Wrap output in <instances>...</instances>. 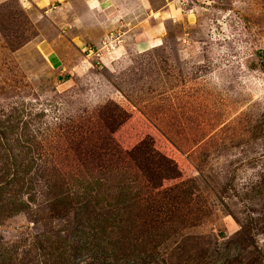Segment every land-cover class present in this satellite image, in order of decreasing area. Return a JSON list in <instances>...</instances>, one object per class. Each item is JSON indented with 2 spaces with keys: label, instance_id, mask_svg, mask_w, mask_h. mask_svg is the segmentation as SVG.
I'll use <instances>...</instances> for the list:
<instances>
[{
  "label": "rangeland",
  "instance_id": "obj_1",
  "mask_svg": "<svg viewBox=\"0 0 264 264\" xmlns=\"http://www.w3.org/2000/svg\"><path fill=\"white\" fill-rule=\"evenodd\" d=\"M20 1L0 0V158L34 200L0 193V264L54 235L85 264L100 214L123 254L264 264V0Z\"/></svg>",
  "mask_w": 264,
  "mask_h": 264
},
{
  "label": "trees",
  "instance_id": "obj_2",
  "mask_svg": "<svg viewBox=\"0 0 264 264\" xmlns=\"http://www.w3.org/2000/svg\"><path fill=\"white\" fill-rule=\"evenodd\" d=\"M264 55V54H263ZM259 69L264 76V60H261L259 62ZM13 121V120H10ZM9 122V121H6ZM0 136H4L3 133L0 134ZM12 145V144H11ZM11 145L7 146V144L1 145L2 148H4L3 152L5 153L4 157L0 158V193L3 190L11 192V195L8 196V200L6 204V211H8L9 206L11 204L16 205L18 208H11L13 213L21 212L23 209H25L30 202L34 200V198H30L24 204L23 202H17V197L20 196L22 191H30L34 186L31 187L30 180H28V171L30 169L29 163H25L22 159L23 157L17 156L18 158H15L14 156H11L9 153L11 152ZM43 189H49L51 186L48 184H45V181H43L42 185ZM89 189L92 190L91 186H88ZM81 191V190H80ZM41 195V194H36ZM74 195L77 197V199L84 195V190L82 192H75ZM16 198V199H15ZM19 203V204H17ZM26 201V200H25ZM78 203V202H77ZM54 209L60 208V209H68L67 207H70V203L65 199H57L55 198L53 200ZM66 206V208H63ZM15 207V206H14ZM108 207H111L110 205ZM83 209L85 213L87 212V208L83 206ZM102 216V225L96 226V225H88V230L90 232L89 238L93 240L92 249L89 250V252H86L84 254L83 258L85 259V264H112L111 262H115L114 264H158L157 261L154 259V257L151 256V254L145 253L143 250H139L136 248H132V251L136 252L135 255L133 254H123L121 250L117 247H115V250L110 247V239L106 240L103 239V234L105 231L107 233H111L110 230H107L106 227L111 228L112 230H119L120 224L118 221H110V224L106 226L107 224V218L104 217V215L100 214ZM76 218V216H75ZM79 220V219H78ZM77 220V221H78ZM99 223V222H98ZM93 231V232H92ZM100 234V235H99ZM44 231L40 233H36L32 238H30V241H33L32 244V251L40 248L41 244H47V241L45 240L46 237ZM56 240L48 242L47 246H44L45 255L42 258V261L39 262L37 260V257L31 258V263L29 264H78L76 260L73 258L74 254L76 255L81 249L85 248L84 242L82 245L79 246H70L69 247V253H66L64 250V245L59 246L57 242H61V244H66L67 240H69L68 237H59L58 235H54ZM44 238V239H43ZM105 241V246L102 245V242ZM107 245V246H106ZM30 249V255L32 254ZM72 251V252H71ZM71 252V253H70ZM35 255V254H34ZM132 256V257H129ZM86 257V258H85ZM129 257V258H128ZM70 260V261H69ZM164 262L161 261L160 264ZM5 263V261L2 262V264ZM84 264V262H83Z\"/></svg>",
  "mask_w": 264,
  "mask_h": 264
},
{
  "label": "crops",
  "instance_id": "obj_3",
  "mask_svg": "<svg viewBox=\"0 0 264 264\" xmlns=\"http://www.w3.org/2000/svg\"><path fill=\"white\" fill-rule=\"evenodd\" d=\"M19 3H21L20 0H19ZM26 3L28 4V6H26V10H27V9L30 8V0H26ZM22 6H23V5H22ZM53 12H54L53 10H49V9H48V11H46L45 14H46V15H47V14H50V15L53 16Z\"/></svg>",
  "mask_w": 264,
  "mask_h": 264
}]
</instances>
